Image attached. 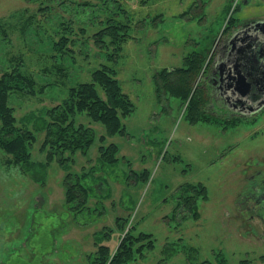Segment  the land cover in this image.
Segmentation results:
<instances>
[{
  "label": "rangeland",
  "instance_id": "374dc122",
  "mask_svg": "<svg viewBox=\"0 0 264 264\" xmlns=\"http://www.w3.org/2000/svg\"><path fill=\"white\" fill-rule=\"evenodd\" d=\"M84 1L0 0V76L23 58L17 68L33 74V92L12 91L10 104L17 124L36 130L71 85L91 81L92 71L107 65L134 105L122 117L127 132L105 141L119 146L112 164L99 151L105 125L90 122L85 112L75 118L94 127L96 139L86 154L68 151L67 166L47 163L43 129L35 131L32 173L6 164L0 150V264H93L96 232L111 229L105 243L114 252L131 225L136 235L152 233L155 244L130 264H264V236L253 234L262 233L263 224L246 207L261 195L252 183L264 177V111L232 119L211 101L204 105L209 116L193 117L189 99L165 93L156 77L193 52L218 48L229 31L224 27L235 25L231 15L264 18V0H124L122 9ZM111 18L129 25L127 37L97 43L96 31ZM69 168L90 173L86 183L98 184L82 212L66 203ZM132 169L148 170L149 177L128 180ZM188 182L207 186L197 218L184 203L174 212Z\"/></svg>",
  "mask_w": 264,
  "mask_h": 264
},
{
  "label": "trees",
  "instance_id": "16d2710c",
  "mask_svg": "<svg viewBox=\"0 0 264 264\" xmlns=\"http://www.w3.org/2000/svg\"><path fill=\"white\" fill-rule=\"evenodd\" d=\"M123 1L106 0L105 4L109 5L110 2H113L117 9H122ZM90 4L89 0L83 2L85 6ZM236 20L231 15L229 22L232 24L235 22L236 25L240 22V20ZM108 24L96 31L94 38L97 43H102L105 36L111 37L114 42L124 40L127 37V29L129 28L127 23L111 18ZM234 26L226 25L224 30L228 31ZM65 41H67L66 35ZM211 53V48H207L203 52H193L185 58V64L164 68L158 71L156 75V77L161 78V81H158V79L157 81L159 85L162 83V87H160L164 89L165 93L182 100L189 99L190 114L193 117H198L201 114L202 116L211 114L207 112L204 106L211 102L210 92L202 82L199 86L197 85L198 78L204 75L203 70L205 64H207L206 60ZM16 59L14 60L15 63L12 62L14 70H6L0 76V150L8 155L5 158V163L8 165L19 164L28 173L36 168V162L32 159V148L37 139L35 131L41 129L45 130L43 147L48 148L47 163L58 159L60 163L67 166L71 161V155L66 156L68 151L74 153L81 150L86 154L95 142L96 131L94 127L86 124V122H77L76 115L84 112L90 118V122H101L105 125L106 131L100 136L102 144L99 151L105 163H114L117 160L119 146L115 142L106 144L105 141L108 135L126 134V125L122 117L128 116L133 111L134 105L130 96L123 91L122 85L115 77L112 69L107 65L96 68L92 71L91 81H78L71 85L66 97L61 102L46 109L47 117L36 128L34 127L36 129L34 130L27 123L17 124L15 107L10 104L12 91L33 92L31 86L35 84L32 73L17 68L23 63V58L20 56ZM209 59L211 61L208 65L212 66L213 59L211 55ZM68 170L70 171V168ZM35 175L38 176L36 173ZM90 175V173L80 175L72 171L65 175L63 183L66 189V203L71 211L82 212L84 208L91 207L87 203L91 193L93 192V195H95L97 192L96 185L98 184H96L97 182L86 183ZM148 177V170L136 172L132 169L128 180L133 178L138 182ZM185 186V189H181L183 192L181 197L184 198V202L181 200L177 203L174 212L184 203L197 218L199 217L197 201L199 197L207 195V186L202 182H188ZM120 218L118 217V219ZM124 223H127V221L119 222L122 227L121 230L127 228ZM134 228L135 225H131L125 233H122L120 242L114 252L111 246L107 242L105 243V240H108L111 236V229L104 227L100 232H96V234H99L95 242L99 247L93 264H130L131 261L136 259L138 253L144 252L155 244L152 233L141 232L136 235Z\"/></svg>",
  "mask_w": 264,
  "mask_h": 264
},
{
  "label": "flooded vegetation",
  "instance_id": "af4514ba",
  "mask_svg": "<svg viewBox=\"0 0 264 264\" xmlns=\"http://www.w3.org/2000/svg\"><path fill=\"white\" fill-rule=\"evenodd\" d=\"M249 22L251 21H240L225 33L222 43L218 48L212 51L213 65L207 69L202 79V84L206 86L210 92L212 101L210 107L214 108L213 110L216 109L220 112L228 113L232 119L235 117L250 118L264 111V106L260 108L259 111L251 114L242 111L244 107L247 108V106L250 107V105L264 101V32H258L254 28V24ZM239 31L242 32L240 36H246L247 33H249L250 37L254 39L251 43L254 54L248 61L245 60L240 68L244 70V74L247 75L250 86H242L239 77L235 80L231 77V71H233L234 75L236 72H239V69H236L234 64L232 69H227L228 65L222 66L225 64L228 48L236 42L233 35ZM246 62H248V64H245ZM240 97H244V99L241 100ZM247 101H249L250 104L244 105ZM252 177H254V175H252ZM252 188L261 191V195L256 204L246 207L252 212L250 217L254 218L253 220L259 221L260 224H263L262 233L259 234V232L255 230L253 234L263 238L264 200H262V198H264V177L260 179L259 183H252Z\"/></svg>",
  "mask_w": 264,
  "mask_h": 264
},
{
  "label": "water",
  "instance_id": "95a60500",
  "mask_svg": "<svg viewBox=\"0 0 264 264\" xmlns=\"http://www.w3.org/2000/svg\"><path fill=\"white\" fill-rule=\"evenodd\" d=\"M249 21H251L249 23L254 24V28L258 32L260 31L264 32V18L252 19ZM240 33L242 32L239 31L233 35L234 36L233 38L236 39V42H234L233 45H231V47L228 48L225 64L222 66L228 65L227 69H232L233 64H234L235 68L239 69V72H236L234 75L233 71H231L230 72L231 77L234 80L237 77H239L241 80L240 84L242 86H250V82L247 79V75L244 74V70H241L240 68L242 67L243 62H245V60L248 61L254 54L252 44H251L254 39L250 37L249 33H247L246 36L245 35L240 36L241 35ZM245 64H248V62H246ZM240 99L243 100L244 97H240ZM246 104H250L249 101L244 103V105ZM263 106H264V101H260L258 103H255L254 105H250V107L248 106L247 108L244 107L242 111L244 113L251 114L253 112L259 111L260 108H262Z\"/></svg>",
  "mask_w": 264,
  "mask_h": 264
}]
</instances>
